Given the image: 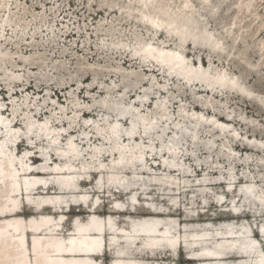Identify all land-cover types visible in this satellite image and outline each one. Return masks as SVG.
Listing matches in <instances>:
<instances>
[{
	"label": "bare ground",
	"instance_id": "bare-ground-1",
	"mask_svg": "<svg viewBox=\"0 0 264 264\" xmlns=\"http://www.w3.org/2000/svg\"><path fill=\"white\" fill-rule=\"evenodd\" d=\"M1 1L0 46L3 40L6 47H9L15 43H12V39H6L4 31L14 32L12 23L17 25L18 21L16 19L14 21L9 15L11 10L8 7V0ZM214 6L213 0H134L133 6L128 5V11H137L134 18L136 23L145 27L147 31L152 30L155 35L165 33L168 40L155 43L153 42L155 35L145 39L135 34L133 38L135 42L131 50H129L131 45L127 43L117 41L116 46H123V53H127L126 56H129L131 61H138L140 66H147L148 71L166 72L167 79L181 80L190 87L200 86L201 91L215 96L222 95L223 89L228 88L238 95H244V99L258 102L256 98L259 96H253L237 77L228 75L223 69L212 67L210 60L205 66L203 61L198 59L196 66V63L188 62L186 55L183 54L185 44L209 50L213 54L220 52L224 43L222 38L216 36L206 25L208 16L213 14ZM114 11L117 13L116 10ZM31 38H34L33 35ZM23 39L24 37L20 41ZM169 40H175L176 47L172 48L168 44ZM5 58L7 54L0 49V62ZM4 75L7 79L11 77L17 79L13 73L4 71ZM135 75L139 82L144 80L139 75ZM148 83L152 85L155 82L148 79ZM5 84L8 93L11 94L10 97H13L12 88L9 87L11 83ZM131 84L129 86L134 85ZM1 92L7 91L0 87ZM101 92L107 95L109 90L105 89ZM121 97L118 100L101 98V109L106 113L108 110L104 105L112 102L126 110L121 117L132 111L135 118L130 123V127L123 128L121 120L110 122L103 117L100 119L102 121L100 126L99 121L86 117V111L77 108L68 124L82 121V124L90 127L93 133L89 135L83 131L84 136L79 139L70 134L72 131L67 133L66 128L58 125L54 113L41 120L25 114L22 122L24 127L21 129L17 121L15 122L14 114L17 106L13 99L11 100L12 117L4 115V110L2 111L4 103H0V264H104L102 257L107 253L110 256L107 264H171V259H176L180 251H183L185 259L193 264H264V254L257 251V241L250 238L248 242L242 243L250 236L245 230H234V221L223 222L222 226L228 227L226 232H218L219 228L216 232L208 228L182 232L178 218L170 213L171 210L148 207V215L138 217L132 215L139 204V199L136 198L137 192L140 190V194L146 193L143 187L145 184L137 183L143 178L140 173L144 174L147 170H151L141 163L145 154H148L150 156L148 158L154 162L159 160L161 164L158 163L156 166L167 171L148 178L160 188L165 185L163 190L167 192L160 194L169 195L173 202V195H180L182 190L178 185V177L168 172L185 175L184 173L187 174L189 171L179 166L176 160L183 149L186 152L190 151V148H183L185 139L182 135L190 134L191 140H188L190 144L198 143L200 138L198 132L194 131L203 123L205 126L208 123L210 127L217 128L218 134H224L226 131L236 133L230 124L235 119L220 121L216 118L215 112L210 114L209 109V114L205 115L204 109L207 108L186 112L184 105L178 107V118H180L173 119L170 117L169 105L162 101L154 103L151 113H141L138 106L144 105L142 102L141 104L138 102L137 106L123 104V96ZM62 111L64 113L65 110ZM80 112L83 117L79 120ZM226 117L229 118V114ZM166 124H173L180 132H176V137L173 136L166 144L160 139L159 142L165 150L156 151L153 149L155 148L153 136L156 132L159 133L157 131L159 127H162L164 133ZM64 133L67 138L62 143L60 138ZM94 135L104 143L99 146L89 145ZM121 136H125L124 140L128 139L131 143L125 144L120 141ZM21 137L26 138L28 144L18 156L15 155L14 150L20 144L18 140ZM144 139L149 140L147 145L143 143ZM44 141L47 142V146ZM246 141L245 148L248 147L246 149L253 150L258 146L259 150L262 149L259 144L263 142L257 138L247 137ZM80 143H86L88 149L81 148ZM33 152L39 153L40 159L35 158L36 161H40L37 165H34V161L29 162ZM81 155H86L88 158L85 160L83 157L79 160ZM244 155L246 159L250 158L248 152ZM104 156L110 159L109 163L102 161ZM167 156L171 161L164 167L162 161H166ZM227 156L231 158L230 154ZM151 167L153 168L154 165ZM231 168L230 166L227 172L228 181H221L218 178L214 181L231 186L235 182L233 173H230ZM215 169L213 171H217ZM152 171L155 173L154 170ZM91 174L95 176L93 179L98 188L96 191L102 192L103 197H112L110 210L113 213L98 214L97 209L102 203L101 195L95 197L90 194V190L82 187V182L91 181L88 178ZM129 174L132 180H128ZM244 179L245 176L234 189L236 193L234 196H239L242 201L248 200L257 191L255 196L260 203L255 201L253 203L263 206L264 190H256V181L253 179ZM208 182H210L209 178L204 177L200 181V189ZM228 189L231 191L230 187ZM114 193L129 194L127 206L114 198ZM216 203L225 206V202H222L220 197H216ZM176 204L177 202L171 203L170 209H180ZM72 206L89 210L84 219L78 215L73 217L70 231L65 235L62 233V224L67 219L66 212ZM23 207L31 209V215H21ZM228 207H230L228 211L233 215L241 213L234 200L224 209ZM45 209L50 211L43 212ZM224 209L221 211H225ZM123 212H128L124 215L128 227L118 225L116 221V214ZM258 233L264 238V230ZM28 234L31 235L29 240ZM236 243L239 244L237 252L232 248ZM107 249L109 252H106ZM227 258L235 260L227 261Z\"/></svg>",
	"mask_w": 264,
	"mask_h": 264
},
{
	"label": "rangeland",
	"instance_id": "rangeland-1",
	"mask_svg": "<svg viewBox=\"0 0 264 264\" xmlns=\"http://www.w3.org/2000/svg\"><path fill=\"white\" fill-rule=\"evenodd\" d=\"M1 2L0 0V5ZM213 2L214 11L208 16L206 25L216 36L222 38L224 43L220 52L213 54L209 50L185 44L183 54L186 55L188 62L196 63V66L198 59H201L205 66L210 60L212 67L223 69L228 75L237 77L253 96H259L256 98L258 102L244 99V95H238L228 88L223 89L224 93L219 96L207 94L201 91L200 86L190 87L181 80L167 79L166 72L152 73L147 70V66H140L138 61H131L130 57L126 56L127 53H123L124 47L116 46V42L131 45L129 49L131 50L135 42L133 40L135 34L145 39L155 35L152 30L147 31L145 27L136 23L134 19L136 10L128 11V5L133 6L134 0H8V7L11 10L9 15L13 20L16 19L18 24L12 23L14 32L4 31L6 39H12V43L15 44L6 47L2 40L0 46V49L7 54V58L0 62V87L7 91L0 93V103H4L2 109L4 115L12 117L11 100L13 99L17 106L14 114L15 122L17 121L21 129L24 127L22 122L25 114L41 120L54 113L58 125L66 128L67 133L72 131L70 134L76 139L84 136L83 131L93 135L90 127L78 121L83 117L81 112L78 113V122L68 124L77 108L86 111V117L99 121L100 126H102L100 119L105 118L110 122L121 120L123 128L130 127V123L135 118L132 111L121 117L126 110L111 102L104 105L108 110L104 113L100 103V99L104 97L118 100L123 96L122 103L133 106L142 102L144 105L138 106L141 113H151L154 103L162 101L169 105L170 117L173 119L180 118H178L179 105H184L186 112L207 108L204 109L205 115H208L210 110V114L215 112L216 118L220 121L235 119L230 124L236 133L226 131L224 134H218L217 128L210 127L208 123L205 126L203 123L194 131L198 132L200 138L198 143L190 144L188 141L191 140L190 134L182 135L185 139H183V148H190V151L186 152L183 149L181 154L184 155L180 154L176 160L179 166L189 171L187 174L184 173L185 175L168 172L179 180L178 185L182 193L173 195V202H177L176 206L180 209H170L171 203L173 204L171 197L160 194L167 192L163 190L165 185L160 188L159 185H154L153 181H149L148 177L167 171L156 166L158 163L161 164L159 160L154 162L149 159L148 154H145L147 157L144 156L141 163L151 170H147L144 174L140 173L143 178L137 183L145 184L143 187L146 193L140 194V190L137 192L136 198L139 199V204L132 215L135 217L148 215V207L171 210L170 213L178 218L182 232L189 229L197 231L201 228H208L212 232H216L219 228L218 232H226L228 227L222 226L223 222L234 221V230H245L250 236L242 243L254 238L257 241V251L264 254V238L258 233L264 230V205L257 206L253 203L254 201L260 203L255 196L257 191L248 200L242 201L239 196H234L236 194L234 189L244 176L245 179L256 181V190H264V0H213ZM129 14L131 15L128 18ZM31 35L34 38H31ZM22 37L24 39L20 41ZM167 40L165 33H157L153 42H167ZM168 44L172 48L176 47L175 40H169ZM4 71L13 73L17 79L13 77L7 79ZM135 74L144 80L139 82ZM148 79L155 83L149 84ZM5 83H11L8 85L12 88L13 97H10L11 94L8 93ZM131 83L134 85L129 86ZM105 89L109 90L107 95L101 92ZM60 108L65 110L64 113ZM228 114L229 118L226 117ZM184 119L186 120L185 117ZM243 122L245 124H242ZM164 128V133L162 127H159L157 130L159 133L156 132L153 136L155 138L153 149L156 151L165 150L159 142L160 139L166 144L169 139L177 135L176 132H180L173 124H166ZM124 137L121 136L120 141L125 144L131 143L128 139L124 140ZM247 137L261 140L263 144L259 145L262 149L259 150V146L253 150L246 149ZM66 138L67 135L64 133L60 141L63 143ZM18 141L20 144L15 148L14 153L20 156L28 142L24 137ZM89 142L91 146L104 143L103 140L96 139L95 135ZM44 143L47 146V142ZM143 143L147 145L149 140L144 139ZM83 144L80 143L81 148L88 149L87 144ZM245 152L250 154L249 159L245 158ZM229 154L231 158L227 156ZM30 157L29 162L34 161V165L40 163L35 160V158L40 159L38 152H33ZM83 157L85 160L88 158L86 155H81L79 160ZM102 159L105 163L110 162L107 156ZM165 160L162 161L164 167L169 165L171 158L167 156ZM151 165L154 167L152 168ZM230 166L232 167L230 173H233L235 181L231 186L214 181L216 178L228 181L226 177ZM214 169L217 171H213ZM94 177V174H91L88 177L91 181L82 182V187L90 190V194L95 197L101 195L102 203L97 209L98 214L113 213L110 210L112 197H103L102 192L96 191L98 188ZM129 177L128 180L133 179L131 174ZM204 177L209 178L210 182L200 189V181ZM129 196V194L114 193L113 197L127 206ZM216 197H220L221 201L225 202V206L234 200L241 213L233 215L228 211L230 207L225 210V206L216 203ZM204 205L206 207H203ZM223 209L225 211H221ZM88 210L84 207L72 206L66 212L67 219L62 224V233L67 235L73 217L78 215L84 219ZM49 211V209L43 210V212ZM31 213L32 210L26 207L20 212L23 216ZM125 214L128 212L117 213L116 221L118 225L128 227ZM30 237L31 235L28 234L27 239L29 240ZM238 247L239 244H234L233 251H239ZM102 260L107 264L110 260L109 254H105ZM234 260L227 258V261ZM171 264L193 263L186 260L184 252L180 251L176 259H171Z\"/></svg>",
	"mask_w": 264,
	"mask_h": 264
},
{
	"label": "crops",
	"instance_id": "crops-1",
	"mask_svg": "<svg viewBox=\"0 0 264 264\" xmlns=\"http://www.w3.org/2000/svg\"><path fill=\"white\" fill-rule=\"evenodd\" d=\"M107 238H108V235H107ZM106 252H109V250L107 249Z\"/></svg>",
	"mask_w": 264,
	"mask_h": 264
}]
</instances>
